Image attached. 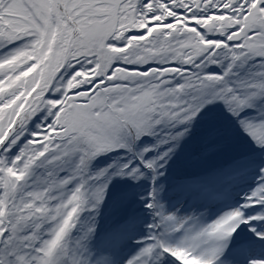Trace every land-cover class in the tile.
Here are the masks:
<instances>
[{
    "label": "snow or ice",
    "instance_id": "1",
    "mask_svg": "<svg viewBox=\"0 0 264 264\" xmlns=\"http://www.w3.org/2000/svg\"><path fill=\"white\" fill-rule=\"evenodd\" d=\"M222 122L260 158L170 187L196 126L203 158ZM249 172L214 216L164 198L216 199ZM118 177L147 184L113 207L151 221L101 233ZM0 264H264V0H0Z\"/></svg>",
    "mask_w": 264,
    "mask_h": 264
},
{
    "label": "trees",
    "instance_id": "2",
    "mask_svg": "<svg viewBox=\"0 0 264 264\" xmlns=\"http://www.w3.org/2000/svg\"><path fill=\"white\" fill-rule=\"evenodd\" d=\"M212 126L207 123H201L196 126V131L193 137L183 145L181 155L183 159L179 161L171 160L170 169L166 173V182L170 173L172 172L173 176L183 177L186 175H198L201 171L207 170L209 167L218 166L230 162L237 156H243L247 154H253L255 151V145L248 140L247 137L243 136L242 133H239L235 128L230 127L226 122L221 123L223 129L222 135L219 137V142L222 143V147L219 151L209 154L207 157H200L198 153L201 150V146L204 141L208 138L210 128ZM241 136V137H240ZM177 158V157H176ZM180 162V163H178ZM98 166H104L108 163L105 159H100ZM135 182L129 179L116 178L112 185L110 186V198L101 208V215L99 217L98 223H101V226L104 224L103 220L105 219V224L116 225L114 222L123 221L127 218L128 212L134 210L136 213L140 210L141 204L133 199L126 208L117 210L113 207V201L123 192H137L133 188Z\"/></svg>",
    "mask_w": 264,
    "mask_h": 264
},
{
    "label": "rangeland",
    "instance_id": "3",
    "mask_svg": "<svg viewBox=\"0 0 264 264\" xmlns=\"http://www.w3.org/2000/svg\"><path fill=\"white\" fill-rule=\"evenodd\" d=\"M248 143L250 144L251 142H247V144ZM254 155L257 159L260 158V154L258 152H255ZM176 157L173 158V160H175L176 162L179 160L181 162V160L183 159L181 152ZM236 158H238V157H236ZM236 158L234 157V159H236ZM180 162H178V163H180ZM168 170L170 172V169H168ZM255 179H256V177H255L254 173L249 172L238 183H236L230 191H228L227 193L223 194V196L216 198V199L200 198L195 194L182 196L180 194L173 193L171 191L166 192V195L168 197H166V198L164 197V198L169 203L170 208H172V209L180 208L181 211H190V210H192L193 207L203 209L206 207L205 204H206V202H208V200L209 201L217 200L221 203V205L219 206V208H217L218 210H215L214 212H210V214L214 216L219 211L226 209L227 207L235 204L236 200H238L242 196V194L248 190V187L255 182ZM183 180L184 181H194L195 179L190 178V177H186L185 179L175 180V178L172 175L168 179L169 186L171 187V185H173L174 183H176L178 181H183ZM146 184H147V181H144L143 183H140V184H138L136 182L134 183V185H136L138 188L137 189L138 192H143ZM138 215H140V214H138ZM140 216H142L147 222L151 221V214H150L149 210L146 208H144L143 215H140ZM103 225L101 226V223L99 224V228H98L99 232L102 231Z\"/></svg>",
    "mask_w": 264,
    "mask_h": 264
},
{
    "label": "bare ground",
    "instance_id": "4",
    "mask_svg": "<svg viewBox=\"0 0 264 264\" xmlns=\"http://www.w3.org/2000/svg\"><path fill=\"white\" fill-rule=\"evenodd\" d=\"M220 204L221 203L219 201H216V200L209 201L208 200V202H206L205 205H206V208L208 209L209 212H214L215 210H217V208L219 207ZM256 254L259 255L260 250H257Z\"/></svg>",
    "mask_w": 264,
    "mask_h": 264
}]
</instances>
